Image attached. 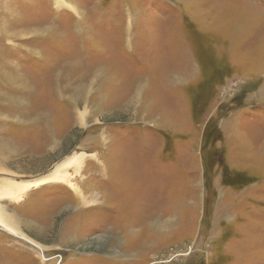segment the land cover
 Returning <instances> with one entry per match:
<instances>
[{
  "label": "rangeland",
  "instance_id": "rangeland-1",
  "mask_svg": "<svg viewBox=\"0 0 264 264\" xmlns=\"http://www.w3.org/2000/svg\"><path fill=\"white\" fill-rule=\"evenodd\" d=\"M73 152L0 264H264V0H0V180Z\"/></svg>",
  "mask_w": 264,
  "mask_h": 264
},
{
  "label": "bare ground",
  "instance_id": "bare-ground-1",
  "mask_svg": "<svg viewBox=\"0 0 264 264\" xmlns=\"http://www.w3.org/2000/svg\"><path fill=\"white\" fill-rule=\"evenodd\" d=\"M69 6V5H68ZM87 156L83 152H73L63 160L56 163L53 168L41 175L26 180H15L14 178L3 177L0 180V229L6 233L28 242L32 246H38L35 241L30 240L18 227L12 215L8 212L6 202L17 203L22 200L23 196L30 190L38 188L44 184L64 183L73 187L70 179L69 169H79L84 158Z\"/></svg>",
  "mask_w": 264,
  "mask_h": 264
},
{
  "label": "trees",
  "instance_id": "trees-1",
  "mask_svg": "<svg viewBox=\"0 0 264 264\" xmlns=\"http://www.w3.org/2000/svg\"><path fill=\"white\" fill-rule=\"evenodd\" d=\"M216 124L215 122H209V124L206 126V131L203 137V145L207 146L210 143L216 141V138L219 136Z\"/></svg>",
  "mask_w": 264,
  "mask_h": 264
}]
</instances>
